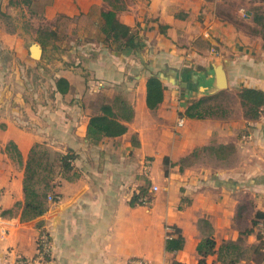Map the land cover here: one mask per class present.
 Returning a JSON list of instances; mask_svg holds the SVG:
<instances>
[{"label": "crops", "instance_id": "crops-1", "mask_svg": "<svg viewBox=\"0 0 264 264\" xmlns=\"http://www.w3.org/2000/svg\"><path fill=\"white\" fill-rule=\"evenodd\" d=\"M128 1L118 19L138 32L146 56L140 52L145 63L133 67L140 71L133 77L138 89L130 95L132 118L121 121L122 135L88 139L97 112L84 105L90 95L79 88V79L73 82L79 75L71 65L56 64L55 82L65 79L68 90L59 93L54 84L53 104L16 105L8 87L0 90V264H198L196 248L205 239L215 242L208 264H264V245L258 249L264 108L248 121L237 98L243 88L264 92V43L253 45L250 34L238 31L236 11L223 12L230 0ZM100 4L54 0L47 17L79 16ZM109 55L119 62L109 63L110 73L127 83L130 56ZM218 59L228 83L223 92L234 91L237 106L225 117L186 118L188 105L200 99L198 83H208ZM144 71L157 73L164 88L155 110L146 106ZM180 115L185 123L176 129ZM10 143L19 158L6 150ZM36 144L72 151L73 171L71 178H56L53 193L60 201L48 203L42 216L22 220L24 166ZM219 146L226 149H208ZM152 185L159 190L149 206L130 205L142 187L149 192ZM177 230L184 245L166 252L165 241Z\"/></svg>", "mask_w": 264, "mask_h": 264}, {"label": "rangeland", "instance_id": "rangeland-1", "mask_svg": "<svg viewBox=\"0 0 264 264\" xmlns=\"http://www.w3.org/2000/svg\"><path fill=\"white\" fill-rule=\"evenodd\" d=\"M123 1L125 5L130 3L128 0ZM53 2L54 0H0V90L6 91L8 87L17 99L16 105H43L47 101L53 104L55 99L50 98V92L55 84V67L57 63H65L67 68L71 65L78 72L79 78L73 82L79 79V88L90 95L85 99L84 105L95 110L102 101L111 102L115 97L130 103V95L138 89V80L133 77L140 72L133 67H141L145 59L142 58V63L140 62V53L138 56H127L131 60L128 64L127 83L113 72L110 73L109 63L112 60L119 62L110 57L107 48L104 47L103 50L96 27L98 10L107 6L100 0V6H92L87 14L74 17L57 14L48 19L47 11L51 10ZM222 8L224 13L236 11L238 31L250 34L252 44L260 45V27L252 23V18L254 14L264 15V0H230ZM243 13H248L249 17L244 18ZM255 31H258V36L253 34ZM41 40L45 43L44 47L39 42ZM33 43L42 48L41 59H32L36 64L28 61V48ZM142 54L146 56L144 51ZM148 67L150 68L149 65ZM151 73L153 72L144 71L142 76L147 78ZM66 101L69 102V99ZM236 102L234 91L220 92L208 105L219 108L217 115H221L220 111H225L229 116L228 111H234ZM52 148L41 145L40 151L49 152L52 156L55 152Z\"/></svg>", "mask_w": 264, "mask_h": 264}, {"label": "trees", "instance_id": "trees-1", "mask_svg": "<svg viewBox=\"0 0 264 264\" xmlns=\"http://www.w3.org/2000/svg\"><path fill=\"white\" fill-rule=\"evenodd\" d=\"M107 7L98 10L99 15L96 21L98 33L101 36L100 43L110 52L119 56H131L140 53L143 49L141 38L135 29L121 23L118 14L126 10L123 0H101ZM252 23L260 27L259 35L264 43V15L254 14ZM258 31L253 33L257 35ZM54 33L52 32V35ZM258 36V35H257ZM40 44L44 47L45 43L41 40ZM56 91L65 93L68 90V82L65 79H58L55 82ZM146 106L149 110H155L163 99V85L157 74L151 73L145 84ZM217 97H202L192 101L184 112L188 119H206L211 117H225L227 113L220 111L219 108L208 105L210 101ZM237 98L242 109L243 118L248 121H256L262 114L264 108V92L254 88H243L237 94ZM97 112L90 118L87 127V137L92 142L100 141L103 138H115L126 131V127L121 121L129 122L132 118V108L124 99L115 97L111 102L102 101L96 107ZM210 151L223 152L226 147H209ZM9 153L20 157L17 148L9 144L6 148ZM41 145H34L27 157L22 182L23 205L22 220H32L42 216L48 210L47 197L55 195V181L58 177L67 178L73 171V162L75 155L72 151L65 154L40 151ZM183 161V160H182ZM166 174V172H165ZM70 177V176H69ZM68 177V178H69ZM71 178V177H70ZM149 198L147 187H142L137 194L132 197L130 205L140 204L139 199ZM264 221V216L261 217ZM184 245L183 237L177 230L175 236L166 239L164 249L166 252L181 250ZM263 246L261 242L258 246L260 250ZM198 264H208L206 258L215 253V242L212 239L201 241L197 248ZM171 264H180L172 262ZM223 264H235V262H226Z\"/></svg>", "mask_w": 264, "mask_h": 264}, {"label": "water", "instance_id": "water-1", "mask_svg": "<svg viewBox=\"0 0 264 264\" xmlns=\"http://www.w3.org/2000/svg\"><path fill=\"white\" fill-rule=\"evenodd\" d=\"M29 56L33 60L41 59L42 48L39 44L33 43L29 46ZM212 74L208 80V83H198L196 87V93L202 97H213L220 92L228 89V83L226 78V72L220 59L215 60L211 64Z\"/></svg>", "mask_w": 264, "mask_h": 264}, {"label": "built area", "instance_id": "built-area-1", "mask_svg": "<svg viewBox=\"0 0 264 264\" xmlns=\"http://www.w3.org/2000/svg\"><path fill=\"white\" fill-rule=\"evenodd\" d=\"M244 18H248L249 14L248 13H243ZM185 123V117L183 115L178 116L177 121H176V129H181L184 126ZM159 188L156 185H152L149 190V198L142 197L139 199V203L143 206H149L152 200V195L156 192H158ZM60 201V197L58 195H49L47 197V202L48 203H55ZM259 235H260V241L264 245V222L260 226L259 229ZM42 248H43V253L46 254L48 252L47 248V242L42 241ZM264 249V248H263ZM18 264H27L25 261H19ZM130 264H149L148 262L142 261V260H133L130 261Z\"/></svg>", "mask_w": 264, "mask_h": 264}]
</instances>
